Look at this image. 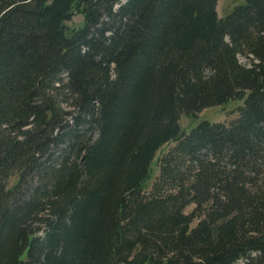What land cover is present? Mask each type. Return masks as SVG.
<instances>
[{"label":"trees","instance_id":"1","mask_svg":"<svg viewBox=\"0 0 264 264\" xmlns=\"http://www.w3.org/2000/svg\"><path fill=\"white\" fill-rule=\"evenodd\" d=\"M216 2L0 0V264H264V0Z\"/></svg>","mask_w":264,"mask_h":264},{"label":"rangeland","instance_id":"2","mask_svg":"<svg viewBox=\"0 0 264 264\" xmlns=\"http://www.w3.org/2000/svg\"><path fill=\"white\" fill-rule=\"evenodd\" d=\"M244 0H217L216 2V11L219 18H224L228 15L233 7L237 4L243 3ZM65 25L68 27H82L83 18L81 14L74 13L69 20L65 22ZM239 61L241 63L249 64L247 57L239 55ZM243 100L231 99L225 103L204 108L197 113L196 117H189L181 115L179 123L182 129L189 131L193 128L200 120H208L210 122H228L230 119L234 118L235 113L231 111L235 110L237 106L241 105ZM172 145V144H171ZM170 145V146H171ZM168 148V145L161 147L155 154L154 160L156 161L161 152H164ZM156 173V171H155ZM16 175H12L8 179V185H12L16 182ZM148 185V184H147ZM192 206H188L185 211H189Z\"/></svg>","mask_w":264,"mask_h":264}]
</instances>
